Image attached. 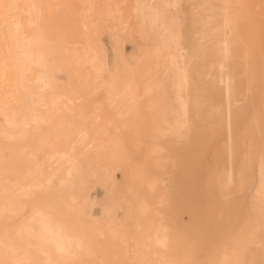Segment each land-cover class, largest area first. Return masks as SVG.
<instances>
[{"label":"bare ground","instance_id":"6f19581e","mask_svg":"<svg viewBox=\"0 0 264 264\" xmlns=\"http://www.w3.org/2000/svg\"><path fill=\"white\" fill-rule=\"evenodd\" d=\"M130 2L0 0V264H264V0ZM176 7L179 44L139 41Z\"/></svg>","mask_w":264,"mask_h":264},{"label":"rangeland","instance_id":"374dc122","mask_svg":"<svg viewBox=\"0 0 264 264\" xmlns=\"http://www.w3.org/2000/svg\"><path fill=\"white\" fill-rule=\"evenodd\" d=\"M140 1L142 3L146 2V0H140ZM157 1L171 2L173 0H157ZM130 3L132 4V0ZM152 3L154 5L155 0H152ZM180 9H181L180 7H176L175 9L166 8L164 10V12L162 13V15L158 18V20H156L154 22L151 21L150 19H145L140 25L137 26V31H138L137 37H139V41L140 42L144 41L148 44H152L160 35H163L164 37H167L169 40H171L172 44H179L180 43V31H181V28H182L183 23H184V12L182 9L181 10ZM105 26L109 32L114 31V29H112V28H114V24L112 21H107L105 23ZM139 27L140 28L142 27V29H139ZM149 27H151V28H149ZM65 29H66V31H70V32H79L80 31V25L76 22H74V23L66 22L65 23ZM141 32H143V33H141ZM107 42L108 41L106 40V43ZM124 49H125L126 53H130V51H128L129 47L126 43H124ZM52 56H53V54H52ZM40 73H41L40 70H33L32 78L34 76L40 74ZM51 77H52V80L54 81L56 86H61L65 83V79L57 73H51ZM28 90H29V94H26L24 96L25 100L28 103H31V100H30L31 96L33 97L35 94H38V93L43 94L45 99H49L52 96L51 91L47 88H44L43 84L40 83L39 81H36V80L30 81L28 83ZM56 102L59 104H65L66 99H65V97L61 96L58 101L56 100ZM3 143H4L3 140L0 138V146H3ZM207 146H208L207 143H203L200 145H190L189 148L196 156H198L201 154V152H203V150L205 148H207ZM217 157H219V154L217 152H214L213 156L207 158V160H206L207 161L206 162L207 167H204V166L196 167L192 164V162L190 160H185L184 161L185 163L184 162L182 163L183 164L182 167L184 168V171L187 173H193L194 175H198V174L203 175L202 176L203 178H201V179L204 181L205 179L208 178L209 172L213 171L215 169ZM185 166H187V167H185ZM227 166H228V164H227L226 160H224V165H223L224 171L227 170ZM116 175H117L116 178H118L117 181L118 180L122 181L120 179L121 178L120 173L117 172ZM201 182L192 181V185H195L196 187L200 188ZM178 187L174 188V191L178 190L180 188V187L179 188ZM89 194L92 198V204L90 205V207L89 206L86 207L85 216L89 220L101 221L103 219V216L100 212V204L102 203V200H103V192L101 191V189H99L98 186L95 185L94 187H92L89 190ZM206 196H207L208 201H210V202L214 198L212 192H209ZM183 216H182L183 222H187L188 216L187 215H183ZM161 255L162 254H161L160 250L155 249V252L150 255V259H151L152 263L158 264Z\"/></svg>","mask_w":264,"mask_h":264}]
</instances>
